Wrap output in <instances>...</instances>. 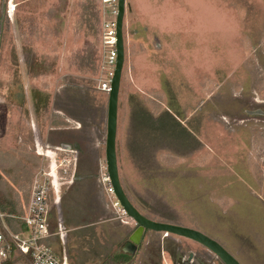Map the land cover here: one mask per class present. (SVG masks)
Returning a JSON list of instances; mask_svg holds the SVG:
<instances>
[{"label":"rangeland","instance_id":"rangeland-1","mask_svg":"<svg viewBox=\"0 0 264 264\" xmlns=\"http://www.w3.org/2000/svg\"><path fill=\"white\" fill-rule=\"evenodd\" d=\"M128 1L116 136L125 194L147 218L197 230L239 264H264V0H227L217 12L205 2L186 13L180 45L178 0H134L160 45L142 28L134 35ZM103 13L98 0H0V203L4 193L23 213L35 177L71 159L61 145L76 143L77 164L81 155L101 165L99 179L105 172ZM139 246L147 263L172 264L156 241Z\"/></svg>","mask_w":264,"mask_h":264},{"label":"crops","instance_id":"crops-1","mask_svg":"<svg viewBox=\"0 0 264 264\" xmlns=\"http://www.w3.org/2000/svg\"><path fill=\"white\" fill-rule=\"evenodd\" d=\"M205 2L213 3V5H208L210 11L217 12L222 6L220 3L225 5L227 0H178L179 13L174 12L173 9L169 11V14L172 15L177 13L174 17V24L179 30L176 33L179 45L182 44L183 29L187 24L186 13L190 11L200 14L206 11L204 8L206 5L203 6ZM128 6L134 13L132 20L134 35L137 36L138 28H142V33L147 41L152 40V44L160 45V41L156 38L157 34L152 32L159 29L156 27L157 24H151L148 15H142L141 11L143 10L136 7L134 0H129ZM169 44L173 45L175 42L169 41ZM68 119L73 120L71 117ZM74 122L79 125V127H75L76 130L83 127L82 123L84 122L80 120ZM69 146L77 158V153L80 152L78 145L72 143ZM43 155L49 157L51 152L47 151ZM78 158L80 161L76 165L73 183L60 193L59 201L50 214L49 225L54 235L46 241V244L68 264H104L112 257L127 255L123 252V247L136 226L130 220L122 222L116 219L114 211L112 209V213L109 211L105 184L101 183L98 175L99 171H102L101 165L89 167L84 164L81 155ZM58 228L61 229L60 237L57 235ZM181 239L176 240L180 245L177 246L170 239L163 240L161 234L147 233L142 239L141 248L147 251L153 241H156L158 257L162 256L161 253H164L163 258L164 256L169 258L170 255L175 257V249L183 248L181 245L185 243V239ZM171 249L173 251H170ZM139 250L140 246L133 255L132 264H150L144 261Z\"/></svg>","mask_w":264,"mask_h":264},{"label":"built area","instance_id":"built-area-1","mask_svg":"<svg viewBox=\"0 0 264 264\" xmlns=\"http://www.w3.org/2000/svg\"><path fill=\"white\" fill-rule=\"evenodd\" d=\"M98 1L104 12L100 30L101 66L104 71V79L99 83L98 89L108 94L117 58L116 19L118 16V0ZM76 127H79V125L76 124ZM62 150V148L55 149V151ZM68 152L72 157L63 161L66 165L59 163L58 169L56 165H51L52 168L50 167L48 173L35 177L32 182L29 201L24 207L22 215L7 216L0 213V264H13L16 255L26 260L28 264H68L65 260L59 258L52 248L46 244V241L54 235L49 225L52 209L59 201L62 187L71 185L74 180L77 158L74 151L69 150ZM52 155L53 152H51V158ZM100 181L105 184V194L110 208L115 213V218L122 222L130 220L135 225L126 216L114 195L106 173V166ZM7 219H13L21 223L23 230L19 232L11 230L7 224ZM58 229L57 235L60 237L61 229ZM161 236L163 240L170 239L174 245H178L177 237L171 238L174 236L165 233ZM161 255L163 256L164 253H161ZM169 260L172 264H218L220 262L213 254L201 259L195 252L180 249L175 252V257L170 255Z\"/></svg>","mask_w":264,"mask_h":264},{"label":"water","instance_id":"water-1","mask_svg":"<svg viewBox=\"0 0 264 264\" xmlns=\"http://www.w3.org/2000/svg\"><path fill=\"white\" fill-rule=\"evenodd\" d=\"M125 17V0H118V16L116 19V66L110 84V91L107 99L106 112V136H105V166L106 173L113 189L114 195L119 202L121 208L126 216L131 219L136 228L130 235L123 247V252L127 255L133 256L136 253L138 246L141 244L147 232H154L160 234H168L170 236L182 238L194 242L208 252L215 255L222 264H239L238 261L229 254L218 242L204 235L203 233L170 223H162L153 221L142 215L136 207L130 202L125 194L119 178L117 156H116V136H117V104L119 88L121 83L122 70L125 61V48L123 37V22ZM63 150L69 151V145H61Z\"/></svg>","mask_w":264,"mask_h":264},{"label":"trees","instance_id":"trees-1","mask_svg":"<svg viewBox=\"0 0 264 264\" xmlns=\"http://www.w3.org/2000/svg\"><path fill=\"white\" fill-rule=\"evenodd\" d=\"M161 123V122H160ZM160 125V124H159ZM1 186V185H0ZM1 206V210L9 215H22V210H17L16 209V203L9 200L3 193V201L2 203H0ZM9 222V224H11L12 222L10 220H7ZM20 226L19 228H13V231L15 232H19L21 230H23V225L21 223H19ZM133 258L134 256H115L110 258L108 261H106L104 264H132L133 262Z\"/></svg>","mask_w":264,"mask_h":264},{"label":"bare ground","instance_id":"bare-ground-1","mask_svg":"<svg viewBox=\"0 0 264 264\" xmlns=\"http://www.w3.org/2000/svg\"><path fill=\"white\" fill-rule=\"evenodd\" d=\"M40 154H43L42 152H40ZM49 158H51V155L49 156Z\"/></svg>","mask_w":264,"mask_h":264}]
</instances>
